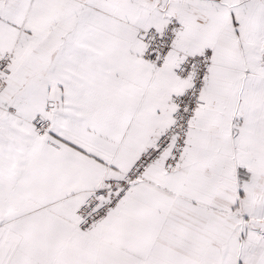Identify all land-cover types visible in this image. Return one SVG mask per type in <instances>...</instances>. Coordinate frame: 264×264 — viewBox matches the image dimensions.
Instances as JSON below:
<instances>
[{
	"label": "snow or ice",
	"instance_id": "6c2138e0",
	"mask_svg": "<svg viewBox=\"0 0 264 264\" xmlns=\"http://www.w3.org/2000/svg\"><path fill=\"white\" fill-rule=\"evenodd\" d=\"M0 264H264V0H0Z\"/></svg>",
	"mask_w": 264,
	"mask_h": 264
}]
</instances>
